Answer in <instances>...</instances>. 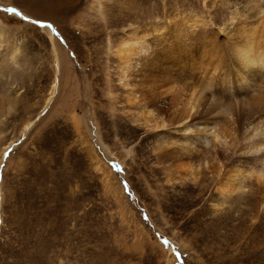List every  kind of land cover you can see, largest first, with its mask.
<instances>
[{
    "label": "rangeland",
    "instance_id": "rangeland-1",
    "mask_svg": "<svg viewBox=\"0 0 264 264\" xmlns=\"http://www.w3.org/2000/svg\"><path fill=\"white\" fill-rule=\"evenodd\" d=\"M262 6L0 0V264H264Z\"/></svg>",
    "mask_w": 264,
    "mask_h": 264
},
{
    "label": "bare ground",
    "instance_id": "bare-ground-1",
    "mask_svg": "<svg viewBox=\"0 0 264 264\" xmlns=\"http://www.w3.org/2000/svg\"><path fill=\"white\" fill-rule=\"evenodd\" d=\"M260 10L263 12L264 11V7L263 6L260 7ZM42 29L46 32V34L48 35V37L50 39V42L53 45L52 51L54 52V55H55V65L57 67V65L59 63V59H58V55H57L56 44L54 43V40L55 39L53 38V35H52L53 32L51 31V28H49L47 26V24H44V26H43ZM129 38L132 39V37L130 35H126L125 38H123L122 40H120V42L117 45V48L114 51V53H117L120 56L119 58L121 60V65H120V68H119V77H120V80H122L123 82H124V79L126 78V73H127L128 68H129V62H128V60L130 59V57H131L132 54H135L136 53V51H134L135 49H137V51H140L141 48H142V46H140V47L136 46L138 42L129 40ZM140 45H142V43H140ZM238 51H242V52H240L238 54V56H240V57H238V59H240L243 62V66L246 67V68H249L251 66V64H254L256 62L258 63L261 60V58L259 56L260 54H256V55L253 54L251 52V48H248V49L247 48H241ZM16 54H17V50L14 51L13 55H16ZM12 57H14V56H12ZM12 57H11V59H12ZM55 87H56L55 84H53L52 90H54ZM143 118L145 119L144 121H148V119L146 117H143ZM140 119L141 118H139L138 120L140 121ZM197 124L198 125H201V128H198L197 129L198 130L197 131V134L198 135L205 136L206 133H209V134H211V137L214 140H216L218 138V132L215 130L216 123H214L212 126H210L209 124L204 123L203 121H198ZM212 128H213V130H212ZM223 137H224V135H223ZM223 139H225V138H223ZM186 140L187 139L185 137H183L182 141L184 143H188ZM262 146H264V142H259V143H254V144L252 143L249 146V150L258 151V150H260V148ZM263 156L264 155H262V157ZM258 160H260L262 163L264 162V159H262V160L261 159H258ZM191 166L192 165H189L188 167H191ZM191 168L193 169V167H191ZM259 169H261V168H259ZM237 171H239V170H237ZM237 171H235V172L237 173ZM249 172L250 173L247 176L250 177L252 175L253 176L255 175L254 176L255 177V180L256 179L259 180L260 178L263 177L260 170L254 171V172L249 171ZM192 173L193 172L190 170V171H188L187 174L191 175ZM236 173L233 174V175L232 174H229L228 176L225 174L227 176L226 178H224V179H221L220 178L221 180L219 179L218 185L216 187L215 202L216 201H219V202L223 201V198H226V197L228 198L227 195H229V194H231L233 192H236V191H238L241 188L240 180L243 177V175H242V172H240V173L238 172L237 174ZM196 174H197V172H196ZM196 174L194 176H196ZM180 178H182L181 180H183V176H180ZM222 178H223V176H222ZM262 200H263L262 207L264 208V193H262ZM213 205L215 206V204H213Z\"/></svg>",
    "mask_w": 264,
    "mask_h": 264
},
{
    "label": "water",
    "instance_id": "water-1",
    "mask_svg": "<svg viewBox=\"0 0 264 264\" xmlns=\"http://www.w3.org/2000/svg\"><path fill=\"white\" fill-rule=\"evenodd\" d=\"M8 12H10L9 10H7Z\"/></svg>",
    "mask_w": 264,
    "mask_h": 264
}]
</instances>
